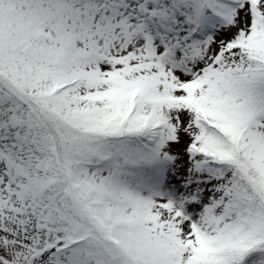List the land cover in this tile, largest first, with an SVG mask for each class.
<instances>
[{
  "label": "snow or ice",
  "instance_id": "6c2138e0",
  "mask_svg": "<svg viewBox=\"0 0 264 264\" xmlns=\"http://www.w3.org/2000/svg\"><path fill=\"white\" fill-rule=\"evenodd\" d=\"M0 264H264V0H0Z\"/></svg>",
  "mask_w": 264,
  "mask_h": 264
}]
</instances>
